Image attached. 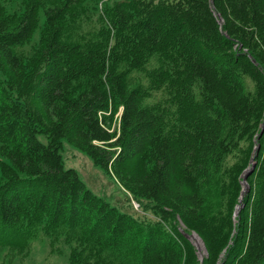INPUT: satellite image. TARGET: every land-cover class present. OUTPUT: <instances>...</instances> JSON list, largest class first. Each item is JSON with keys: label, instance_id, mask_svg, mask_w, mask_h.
<instances>
[{"label": "trees", "instance_id": "obj_1", "mask_svg": "<svg viewBox=\"0 0 264 264\" xmlns=\"http://www.w3.org/2000/svg\"><path fill=\"white\" fill-rule=\"evenodd\" d=\"M84 1L0 3V224L44 223L79 244L71 264H264V0H104L77 36ZM43 8L39 45L20 55ZM247 139L260 145L249 190L241 201L251 155L226 170V205L208 215L204 188ZM65 140L159 219L90 189L65 166Z\"/></svg>", "mask_w": 264, "mask_h": 264}, {"label": "rangeland", "instance_id": "obj_2", "mask_svg": "<svg viewBox=\"0 0 264 264\" xmlns=\"http://www.w3.org/2000/svg\"><path fill=\"white\" fill-rule=\"evenodd\" d=\"M26 1L0 0V3L4 6L7 13L21 14L25 9ZM45 1L49 3L52 0ZM107 1L105 0V2ZM109 1L111 2L112 0ZM103 4L104 0L84 1L87 13L83 11L78 17V22L81 24L75 31L77 36H81L87 31L92 32L98 27V20L102 12ZM40 16L41 26L35 32L33 38L28 43L17 47V52L20 55H29L39 45L40 30L45 21L44 8L40 11ZM142 76L143 74H135V77L138 78ZM2 77L4 79L5 75H2ZM247 88L252 89L253 84L250 83ZM160 96H165L163 90L160 93H156L150 99H147L146 102L152 103ZM121 112L122 106L119 107L115 115L113 121L114 126L118 127ZM40 138L46 142V137L40 136ZM256 146L253 139L240 142L239 146L225 158L224 167L216 175V179L211 184L210 189L204 188V194L207 196L206 213L208 215L224 209L226 205L228 197L223 193V186L230 182L229 174L226 170L236 163H243L248 155H251L252 158L256 153ZM62 155L65 166L67 168H75L86 185L96 194L103 196L113 205L118 206L121 210L129 212L138 218H146V220L150 221L159 219V215L153 208V203L148 200L139 201L119 182L110 170L96 164L92 157L70 144L67 140L63 142ZM251 166L252 164L249 162L245 170L251 168ZM243 179L242 175L241 182H243ZM78 246L79 244L76 242L66 241L65 236H61L55 240L51 239L45 232L44 223L34 226H28L24 223L17 224L16 226L0 224V264H71L72 251ZM198 251L201 257L206 255L205 249L198 248ZM115 260L119 264L120 259L116 258Z\"/></svg>", "mask_w": 264, "mask_h": 264}, {"label": "water", "instance_id": "obj_3", "mask_svg": "<svg viewBox=\"0 0 264 264\" xmlns=\"http://www.w3.org/2000/svg\"><path fill=\"white\" fill-rule=\"evenodd\" d=\"M263 131H264V122H263V124H262L261 134H262ZM259 148H260V145L257 144V146H256V153H255V154L252 156V158H251V164H252V166H251V168L246 169L245 172L243 173V178H244V179H243V182H242V183H243V191H242L241 198H240L241 201H242L243 198H244L245 192L249 190V184H248V182H247V179H248L249 174H250V173L254 170V168H255V165H256V155H257V153H258ZM240 207H241L240 205L237 206V208H236V212H235L236 214H238V212H239V210H240ZM185 234H186L189 238H191V239H193V240L195 241V244L197 245V247H198L199 249H201V245H200V243H202V244H203V248L205 249V252H207L203 240L201 239V237H200L196 232H193V233H188V232H186Z\"/></svg>", "mask_w": 264, "mask_h": 264}, {"label": "bare ground", "instance_id": "obj_4", "mask_svg": "<svg viewBox=\"0 0 264 264\" xmlns=\"http://www.w3.org/2000/svg\"><path fill=\"white\" fill-rule=\"evenodd\" d=\"M200 245H201V248H203V244L202 243H200ZM204 249V248H203Z\"/></svg>", "mask_w": 264, "mask_h": 264}]
</instances>
